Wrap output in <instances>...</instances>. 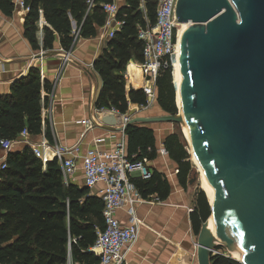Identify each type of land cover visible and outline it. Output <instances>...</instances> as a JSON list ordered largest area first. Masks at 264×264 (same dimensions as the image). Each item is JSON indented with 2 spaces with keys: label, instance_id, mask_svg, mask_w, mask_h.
Here are the masks:
<instances>
[{
  "label": "trees",
  "instance_id": "16d2710c",
  "mask_svg": "<svg viewBox=\"0 0 264 264\" xmlns=\"http://www.w3.org/2000/svg\"><path fill=\"white\" fill-rule=\"evenodd\" d=\"M28 12L23 23L24 37L35 51L48 53L58 42L69 51L74 29L79 39L97 36L107 20L100 4L113 0H22ZM143 2L145 14L140 9ZM90 4H92L90 6ZM157 0H125L118 6L116 21L120 29L108 40L106 48L93 63L102 88L97 96V109H114L125 115L129 105L147 107V97L138 78H130L126 91V67L141 63L142 42L138 27L153 26L156 21ZM15 10L14 0H0V12L10 17ZM40 17L43 39L38 44ZM48 93L51 83H40L39 67H31L25 77L14 81L10 93L0 96V140H16L23 130L28 136L41 134V90ZM155 100L165 115H177L172 71L162 68L155 80ZM153 124V123H152ZM46 137L51 140L50 133ZM126 155L131 162H151L157 158L152 129L132 122L125 129ZM169 160L175 163L176 178L186 188L193 168L181 134L168 135L163 142ZM0 152H2L0 148ZM142 199L156 195L163 201L170 186L163 174L152 170L147 180L131 178ZM206 195L198 191L190 213L192 234L196 237L201 225L211 214ZM211 206V205H210ZM103 202L84 186H65L56 161L43 167L29 149L9 152L5 168L0 170V264H98L90 252L96 233L103 231ZM223 249V248H218ZM210 264H237L222 256H212Z\"/></svg>",
  "mask_w": 264,
  "mask_h": 264
},
{
  "label": "water",
  "instance_id": "95a60500",
  "mask_svg": "<svg viewBox=\"0 0 264 264\" xmlns=\"http://www.w3.org/2000/svg\"><path fill=\"white\" fill-rule=\"evenodd\" d=\"M175 16L188 25L179 41L183 80L177 88L172 79L178 113L131 120L123 129L132 122L185 125L233 245L206 198L211 214L196 236L197 264H210L218 248L244 264H264V0H177ZM195 189V196L202 191L199 183Z\"/></svg>",
  "mask_w": 264,
  "mask_h": 264
},
{
  "label": "crops",
  "instance_id": "0c3cea01",
  "mask_svg": "<svg viewBox=\"0 0 264 264\" xmlns=\"http://www.w3.org/2000/svg\"><path fill=\"white\" fill-rule=\"evenodd\" d=\"M117 6H122L125 0H113ZM26 12L15 6L10 17L0 12V96L10 93L14 81L27 75L28 70L40 67V61L35 58L38 51L32 49L24 37L23 23ZM37 40L41 46L43 39L42 27L45 25L43 18ZM111 27L104 30L98 29L97 36L92 39L79 40L76 44L68 62L63 67L59 83L53 94V100L47 97L42 89L40 93L41 104V134L39 136H27L30 145L37 146L46 143L49 146L59 144L66 147L79 146L81 153L92 145L96 138H112L105 142V148L120 138L122 116L112 112L111 109H97L95 103L102 88L101 80L93 68V63L108 43L107 33ZM58 42L54 50L47 53L42 62L44 80L52 82L57 71L61 67L63 55L59 51ZM124 78L127 81L126 91L130 84L127 68ZM139 79V78H138ZM46 116L44 117V111ZM134 120H144L165 116L157 106L156 100L147 107L129 105L126 113ZM82 120H90L95 123V128L86 130L81 125ZM145 125L152 129L158 151L157 158L147 162V167L163 174L170 186V192L163 201L157 199L156 195L149 196L147 203L136 206L135 215L139 220L140 235L136 244L127 256V264H197L196 262V237L192 234L189 209L194 208L195 187L189 181L186 188L180 186L174 171L177 169L175 163L168 156H162L160 151L164 149V139L175 133L170 123H151ZM49 132L51 140L46 137ZM16 139L11 152H22L29 147ZM4 156L0 152V158ZM45 167V165L43 166ZM132 178H138L133 175ZM79 187L83 186L82 174L76 173L74 181ZM101 185L97 186L91 194L96 195ZM116 217L122 225H128L126 209L117 211Z\"/></svg>",
  "mask_w": 264,
  "mask_h": 264
},
{
  "label": "built area",
  "instance_id": "2783aa9c",
  "mask_svg": "<svg viewBox=\"0 0 264 264\" xmlns=\"http://www.w3.org/2000/svg\"><path fill=\"white\" fill-rule=\"evenodd\" d=\"M176 1L157 0L155 24L145 28L138 27V39L142 42L143 61L135 65L138 68L142 90L147 97L148 104L155 99V80L159 71L162 68H170L173 71V66L177 61L181 34L179 36V24L175 16ZM14 4L22 11L28 12V8L24 6L22 0H14ZM100 8L107 16L103 29L107 30L111 27L107 33L108 38L111 39L122 25L120 21L115 20L118 6L113 1L112 3L100 4ZM140 9L145 14L143 2H141ZM38 25L42 26L41 20H39ZM79 40V30L74 29L70 50L63 51L59 48L63 55V63L51 82L50 91L45 94L51 100H53V94L59 83L63 67L68 62ZM46 54L43 50H39L35 56L40 61L41 85L44 79L41 65ZM111 111L117 112L114 109ZM45 116L46 110L44 111ZM130 121L131 118L126 114L122 116L120 138L110 144L108 148H105V142L109 143L112 138L100 137L94 139L92 145L84 153H81L79 146L66 147L59 144L49 146L46 143L37 146L30 145L27 142V130H23L19 135L20 141L18 140V142L26 144L43 166L52 161L57 162L65 186L72 184L78 171L82 174L83 186L90 192L101 185L96 194L103 202L104 229L96 233L95 243L90 248V252L99 259L98 264H127V256L140 235L139 220L135 215V208L139 204L147 203V201L141 198L130 179L133 175H137L138 178L147 180L151 177L152 172L147 167V160L131 162L127 158L123 128ZM80 123L86 130H92L96 127L95 123L90 120H82ZM15 143H17L16 140H0V148L4 154L0 158V170L5 168L6 156ZM160 154L167 156L164 149L160 151ZM177 173L178 170L176 169L174 174ZM122 209H126L128 225H122L116 217L117 211ZM192 211L193 209H189V212ZM211 254L231 259L237 264H244L242 259L234 258L225 249H215Z\"/></svg>",
  "mask_w": 264,
  "mask_h": 264
},
{
  "label": "bare ground",
  "instance_id": "6f19581e",
  "mask_svg": "<svg viewBox=\"0 0 264 264\" xmlns=\"http://www.w3.org/2000/svg\"><path fill=\"white\" fill-rule=\"evenodd\" d=\"M187 26H188L187 24H179L178 25L179 36H180V34H182V32L185 30V28H187ZM127 75L130 76V77H137V78L140 79L139 71H138V68L136 67L135 64H131L129 66V68H127ZM172 79H173V82H174V84L176 85L177 88L179 87L181 81L183 80V76L181 75V72H180V63H179V53H178V51H177V61H176V63L173 66ZM177 107L180 110L178 97H177ZM182 129H183L186 141L189 143L188 131H187V129H186V127H185V125L183 123H182ZM189 150L191 152V159H192L193 163L195 164V166L197 167L198 173L200 174V177H199L200 181L198 182L199 183V188L204 192L209 204L211 205L213 216L215 217V219L217 221V226H218L219 233L225 239L226 243L230 247H233L231 240L229 239L227 233L225 232L224 228L222 227V225L220 224V222L218 221V219L216 217L215 210H214L215 196H214V193L212 191V188L206 182V180L204 178V175H203V171H202L201 167L199 166V164H198V162H197L192 150L190 148H189ZM232 256H234V258H240L241 259L240 255L239 256L232 255Z\"/></svg>",
  "mask_w": 264,
  "mask_h": 264
},
{
  "label": "rangeland",
  "instance_id": "374dc122",
  "mask_svg": "<svg viewBox=\"0 0 264 264\" xmlns=\"http://www.w3.org/2000/svg\"><path fill=\"white\" fill-rule=\"evenodd\" d=\"M172 126H173V130H174L175 133H178V134L182 135V138L184 139L185 145H186L187 150H188L189 160H190V163H191L192 168H193V171H192V174H191L190 178L191 179H193L194 177L196 178L195 181L193 182V184L189 187V189H191V188L195 187L197 185V183L200 181V179H199L200 174L198 173V169H197V167L195 166V164L193 163V161L191 159V152L189 150V145L187 144L188 142L185 139V135H184L182 126L179 125V124H172ZM216 234H217V231L213 230L212 231V235H216Z\"/></svg>",
  "mask_w": 264,
  "mask_h": 264
}]
</instances>
